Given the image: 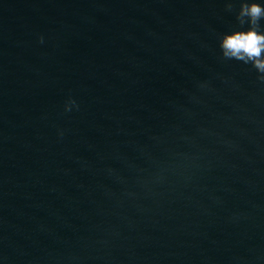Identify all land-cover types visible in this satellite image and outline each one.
I'll return each instance as SVG.
<instances>
[{"label": "water", "instance_id": "1", "mask_svg": "<svg viewBox=\"0 0 264 264\" xmlns=\"http://www.w3.org/2000/svg\"><path fill=\"white\" fill-rule=\"evenodd\" d=\"M232 3L0 0V264H264V86L221 59Z\"/></svg>", "mask_w": 264, "mask_h": 264}, {"label": "clouds", "instance_id": "2", "mask_svg": "<svg viewBox=\"0 0 264 264\" xmlns=\"http://www.w3.org/2000/svg\"><path fill=\"white\" fill-rule=\"evenodd\" d=\"M225 8L232 12L234 5L232 0H225ZM235 19L238 27L219 33L217 35L221 59L224 61H239L244 65H250L255 70V80L264 86V31L261 30V21L264 20V6L256 0H239V8L235 11ZM202 92L209 93L212 87L209 82H202L198 85ZM78 107L76 101L69 98L64 104L66 112ZM199 135H212L210 129L202 128ZM58 135H63L58 130ZM186 142L191 149L196 147V137H186ZM231 143V141H227ZM198 159L194 150L177 154L174 161L168 166L158 170L152 177V183H162L166 179L168 171H176L181 167L194 163Z\"/></svg>", "mask_w": 264, "mask_h": 264}]
</instances>
